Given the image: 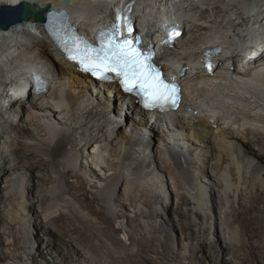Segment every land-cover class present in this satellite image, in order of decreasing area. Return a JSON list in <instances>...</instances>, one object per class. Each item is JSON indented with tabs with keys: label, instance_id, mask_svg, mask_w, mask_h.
<instances>
[{
	"label": "bare ground",
	"instance_id": "1",
	"mask_svg": "<svg viewBox=\"0 0 264 264\" xmlns=\"http://www.w3.org/2000/svg\"><path fill=\"white\" fill-rule=\"evenodd\" d=\"M62 1L0 0V9ZM71 1L72 18L87 31L107 24L121 0ZM132 1L153 44L161 23L185 28L166 56L175 67L190 65L186 101L168 117L142 113L116 85L79 73L53 49L44 25L0 29V264H181L162 252L153 259L143 257L145 248L135 252V229L124 244L96 228L108 226L118 207L141 220L144 207L157 205L151 192L162 197L168 234L182 226L186 235H208L193 264H238L236 253L239 264H264V0ZM5 15L0 23L20 16ZM217 47L222 61L214 75L194 55ZM45 70L52 87L36 96L28 75ZM186 102L192 113L184 112ZM65 181L78 183L94 207L90 186L100 206L80 205ZM127 221L133 224L132 213ZM144 241L152 244L150 234ZM189 248L195 252L196 244Z\"/></svg>",
	"mask_w": 264,
	"mask_h": 264
},
{
	"label": "snow or ice",
	"instance_id": "2",
	"mask_svg": "<svg viewBox=\"0 0 264 264\" xmlns=\"http://www.w3.org/2000/svg\"><path fill=\"white\" fill-rule=\"evenodd\" d=\"M129 10L130 8L122 12L121 8L117 6L115 11L116 23L108 30L107 40L103 39L102 36L100 47L92 49L93 55H85L79 62L82 65L86 64L84 67L85 71H90L94 75L99 74L101 78H105L106 72H116L117 75L125 78V85L128 91L132 90L128 79L131 73L132 80L138 81L141 88H144L145 85L148 86L153 103L146 101V106L159 105L163 107L170 104L175 107L177 106L179 87L175 83H166L161 79L158 69L154 72L145 71V69L151 70L153 68L148 63L151 55L144 56L131 39H120L123 32L131 33L132 31V22L127 14ZM167 42L165 41V43ZM89 49H91V45L84 42L85 53ZM73 58L75 59L76 57L73 56Z\"/></svg>",
	"mask_w": 264,
	"mask_h": 264
},
{
	"label": "rangeland",
	"instance_id": "3",
	"mask_svg": "<svg viewBox=\"0 0 264 264\" xmlns=\"http://www.w3.org/2000/svg\"><path fill=\"white\" fill-rule=\"evenodd\" d=\"M262 7H264V5L260 6L259 8L261 10H264V9H262ZM65 186H66V188L68 187L67 188L68 190H70L71 188H74V193L72 194V196L75 200H77V202L80 205H84L87 207L89 206L91 211L94 210V208H97L100 206L99 200H97L95 195L92 193L90 186L86 187L85 191L89 192L91 198L94 199V201H95L94 207L90 206V201L86 202L84 200V198L81 197L82 193H81V189H80L78 183H75L73 181H69V182L65 181ZM148 194H146V195H148ZM139 196H140L139 198H142V194H140ZM150 196L153 197V199L156 201L157 205L152 206V208L151 207L146 208V207H144L145 206V204H144L145 200L142 201L143 202L142 208L144 207V209L146 210L145 215H147V216H143L141 218V220H138L135 217V213H134L133 209H131V211L128 212V210L126 211L123 207H118L117 215L114 218L110 219L108 226H107V224H105L102 227L96 226V228L99 229L105 235L114 233L113 235L118 240H122L124 244L128 242V240L126 239V237H127L126 234H127L128 230L129 229H135V230H137V232L139 234L138 240L135 242V244H136L135 252L140 253L142 248H145L147 251L148 250L150 251V254L143 255V257H145L147 259H153L155 252H162L166 255V257L168 259H170L172 261L178 260L179 263H181V264H193L191 262L190 258H192V255L194 253H196L200 250L201 243L207 242V238H209V237H207L208 235H206V233L205 234L203 233V235L201 234L202 236L201 235L194 236L193 235L194 233L191 229H189V231L187 233L188 235H186V232L184 233L182 226H179V228L177 229V231L174 234L175 236L168 234L165 231L164 226L162 225L163 222L161 220L160 213H159V207L162 203V197L159 195V193H156V192H151ZM263 206L264 205H262L260 207H263ZM174 207L176 208V204H174ZM131 213H132V216L134 217L133 224L128 223V221H127V215H131ZM141 221L143 223H145L146 225L144 226V224ZM225 221L226 220H224V219H222V220L219 219V221L217 220V222H219L220 224H222L224 226H225ZM198 224H199V222H198ZM1 225L2 224H0V226ZM215 225H216V220L213 222L212 225H207V228H209L211 226L214 228ZM143 226L145 227V229L148 228V230L146 231ZM1 227H0V229H1ZM118 229H120L121 231L118 232ZM198 232H199V228H198ZM146 234H150V237L153 241L152 244H150L148 246L145 245V241H144ZM197 234H199V233H197ZM221 234L224 237L225 233L222 232ZM189 238H191V239H189ZM34 242H36L35 239H34ZM193 242L196 244L195 252L193 251V249H190V248L187 251L184 250V246L189 245V247H190ZM163 244H166L167 249L163 247ZM183 244H185V245H183ZM263 244H264V240H263ZM42 246L44 247V244ZM45 248H46V246L44 247V249ZM164 249H166V250H164ZM50 252H51L50 250L45 251L46 254L47 253L50 254ZM243 252L246 253L245 250H243ZM178 256H180V259H177ZM236 256L238 257V264L241 263L239 260L240 253H236ZM226 258L228 259L230 257L228 256ZM49 259H52V257L50 256ZM51 261L53 262V260H51ZM40 263L44 264V262H42L41 260H40ZM55 264H56V262H55ZM158 264H166V263L165 262H159Z\"/></svg>",
	"mask_w": 264,
	"mask_h": 264
},
{
	"label": "water",
	"instance_id": "4",
	"mask_svg": "<svg viewBox=\"0 0 264 264\" xmlns=\"http://www.w3.org/2000/svg\"><path fill=\"white\" fill-rule=\"evenodd\" d=\"M71 0H63L62 6H69L71 5ZM51 10V6H47L46 8H38L37 6L30 4L28 2H22L18 7L12 8V7H6L0 9V17H6L9 14L14 11L19 12L20 16L18 19L13 20L11 22L6 23H0V29L3 31H8L11 29L13 24L16 23H24L28 22L30 20H34L36 23H40L42 25H45L47 22V15Z\"/></svg>",
	"mask_w": 264,
	"mask_h": 264
}]
</instances>
